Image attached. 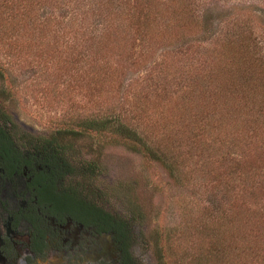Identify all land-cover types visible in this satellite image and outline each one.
Here are the masks:
<instances>
[{
	"label": "rangeland",
	"instance_id": "1",
	"mask_svg": "<svg viewBox=\"0 0 264 264\" xmlns=\"http://www.w3.org/2000/svg\"><path fill=\"white\" fill-rule=\"evenodd\" d=\"M191 105L197 131L219 132L203 131L231 161L221 171L193 150L174 179L115 131L156 143L154 120ZM90 115L114 122L83 130ZM0 132L54 156L71 206L127 223L131 264H163L159 235L183 242L222 213L244 230L264 214V0H0Z\"/></svg>",
	"mask_w": 264,
	"mask_h": 264
},
{
	"label": "flooded vegetation",
	"instance_id": "2",
	"mask_svg": "<svg viewBox=\"0 0 264 264\" xmlns=\"http://www.w3.org/2000/svg\"><path fill=\"white\" fill-rule=\"evenodd\" d=\"M55 160L0 132V264H111L109 252L122 264L115 218L105 220L94 204L71 206Z\"/></svg>",
	"mask_w": 264,
	"mask_h": 264
},
{
	"label": "trees",
	"instance_id": "3",
	"mask_svg": "<svg viewBox=\"0 0 264 264\" xmlns=\"http://www.w3.org/2000/svg\"><path fill=\"white\" fill-rule=\"evenodd\" d=\"M218 66L220 69H223L221 64ZM255 79L256 77L253 81ZM256 81H259V84L263 82L259 79ZM137 102L138 100L134 98L135 107L139 105ZM192 105L182 109L183 111L178 114H174L173 119H170L167 124L160 126L161 123H164L161 120L164 118V115L154 120L155 122L152 125L154 127L155 137L157 138L156 143L155 141L154 143H150L148 138L146 139L145 137L143 139V135L149 134L142 135L138 130L123 125L120 121L117 124L119 127L115 131L119 134V138L124 144L131 147V149L145 158V160L155 161L157 164L164 165L174 179H176L175 172H178L179 169L190 167L188 163L193 158V155H191L193 150H198V154L201 155L200 157L205 158L202 165H210L213 162L212 164L215 165L216 171H221L228 163L231 164V161L227 160L226 154H223L225 152H222L219 156V150L216 144L211 142L208 144L209 137L205 136L203 131H208V133L210 131L214 132L216 134L213 139L214 141L220 138L219 132L213 131L212 126L208 130L205 128L207 123L202 121L198 125L199 130L197 131V114L194 116V111H191L193 109ZM139 108L140 105L138 106ZM213 109L215 108L211 106L208 111L209 116L211 114L214 115ZM184 111L187 113L184 114ZM82 122L79 125L82 126L83 130L105 131L111 125L109 123L114 122V119H109V115L102 117L90 115L89 117H85ZM150 134L152 133L150 132ZM224 160L226 164L221 163ZM194 169H198L199 172L205 171L202 170V167L196 168L194 166ZM213 177L215 182L222 181V176L219 172L214 173ZM183 179L186 180L185 177ZM87 206L90 207L89 209H93L91 208L92 205L86 204L85 208ZM94 208L96 210L98 209L100 213H105V217L107 216L105 220H112L114 218L109 212L107 213L97 207ZM87 212L92 214V211L87 210ZM237 218L236 214L229 215L222 213L221 225L215 222L212 227L198 225L193 230L195 235L190 234V238L188 237L183 242L179 239L181 235L177 236L175 232L173 234L167 231L164 234L162 233V235L158 236L160 238L157 240L158 254L160 255L161 262L163 264H264V214L257 219H250L247 213L241 216L239 224L243 226L244 230L240 231H238V227H236L238 229H233ZM126 224L125 221H116L114 225L118 228L119 238L122 243V264H131L132 258L127 252V247L132 242V236H129V230ZM173 239L174 243L171 244V240ZM171 247L174 248L172 249Z\"/></svg>",
	"mask_w": 264,
	"mask_h": 264
}]
</instances>
